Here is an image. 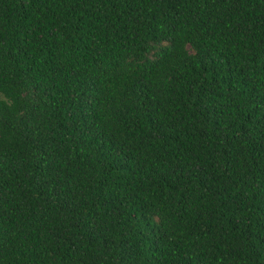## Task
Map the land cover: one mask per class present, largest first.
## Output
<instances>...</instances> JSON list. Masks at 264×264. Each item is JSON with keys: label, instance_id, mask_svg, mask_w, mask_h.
I'll use <instances>...</instances> for the list:
<instances>
[{"label": "trees", "instance_id": "obj_1", "mask_svg": "<svg viewBox=\"0 0 264 264\" xmlns=\"http://www.w3.org/2000/svg\"><path fill=\"white\" fill-rule=\"evenodd\" d=\"M0 264H264V0H0Z\"/></svg>", "mask_w": 264, "mask_h": 264}]
</instances>
